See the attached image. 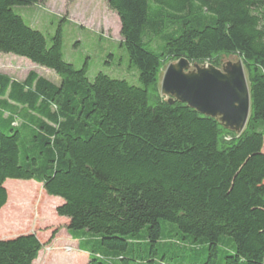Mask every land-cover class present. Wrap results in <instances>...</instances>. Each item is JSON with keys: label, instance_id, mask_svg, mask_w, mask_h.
<instances>
[{"label": "trees", "instance_id": "1", "mask_svg": "<svg viewBox=\"0 0 264 264\" xmlns=\"http://www.w3.org/2000/svg\"><path fill=\"white\" fill-rule=\"evenodd\" d=\"M48 1L0 0V53L59 78L0 73V209L7 179L39 183L86 264H264V0H106L139 85L89 80L63 59L61 25L46 38L14 11ZM225 56L249 89L239 134L159 91L168 63ZM42 247L35 233L0 239V264Z\"/></svg>", "mask_w": 264, "mask_h": 264}, {"label": "rangeland", "instance_id": "2", "mask_svg": "<svg viewBox=\"0 0 264 264\" xmlns=\"http://www.w3.org/2000/svg\"><path fill=\"white\" fill-rule=\"evenodd\" d=\"M14 11L46 38L61 25L63 59L77 69L86 64L89 80L103 72L139 85L137 70L130 67L121 47L119 18L108 8L106 0H49L45 4L18 6ZM222 59L237 60L234 56ZM31 71L59 82L49 69L23 57L0 53L1 74L21 80ZM4 187L8 201L0 209V239L35 233L43 247L32 264H86L88 254L78 249L77 241L65 229L67 218L55 212L61 203L59 198L47 195L32 180L7 179ZM54 230L58 231L51 237Z\"/></svg>", "mask_w": 264, "mask_h": 264}, {"label": "water", "instance_id": "3", "mask_svg": "<svg viewBox=\"0 0 264 264\" xmlns=\"http://www.w3.org/2000/svg\"><path fill=\"white\" fill-rule=\"evenodd\" d=\"M159 91L168 104L184 103L237 134L244 129L249 116V89L238 58L236 61L222 59L219 67L179 58L165 66Z\"/></svg>", "mask_w": 264, "mask_h": 264}, {"label": "crops", "instance_id": "4", "mask_svg": "<svg viewBox=\"0 0 264 264\" xmlns=\"http://www.w3.org/2000/svg\"><path fill=\"white\" fill-rule=\"evenodd\" d=\"M16 80H17V79H16ZM21 80H22V79H21ZM7 201H8V199H7ZM6 203H7V202H6ZM4 206H5V205H4ZM4 206H3V207H4ZM74 241H75V240H74Z\"/></svg>", "mask_w": 264, "mask_h": 264}]
</instances>
